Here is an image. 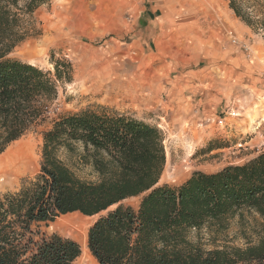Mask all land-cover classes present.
Listing matches in <instances>:
<instances>
[{
  "label": "trees",
  "instance_id": "16d2710c",
  "mask_svg": "<svg viewBox=\"0 0 264 264\" xmlns=\"http://www.w3.org/2000/svg\"><path fill=\"white\" fill-rule=\"evenodd\" d=\"M228 1L237 17L264 33V0ZM50 2L0 0V154L44 119L60 85L73 80L65 57L52 56L53 70L9 57L31 36L36 11ZM43 141L35 180L0 195V264H72L80 244L40 228L72 212L100 215L88 232L99 264H264V151L171 186L158 185L166 164L162 131L115 110L61 116ZM62 149L96 180L78 175ZM140 195L137 209L122 203ZM248 215L259 219L252 226L256 239L244 247L205 248L190 239L192 230H221L229 218Z\"/></svg>",
  "mask_w": 264,
  "mask_h": 264
},
{
  "label": "rangeland",
  "instance_id": "374dc122",
  "mask_svg": "<svg viewBox=\"0 0 264 264\" xmlns=\"http://www.w3.org/2000/svg\"><path fill=\"white\" fill-rule=\"evenodd\" d=\"M209 3L212 6L207 8L198 0H51L40 7L34 15L31 36L9 57L44 70H53V55L65 57L73 64V80L60 85L58 97L50 103L44 119L0 154L10 150L4 160L16 152H27L32 158L29 169L11 182L2 180L5 175L0 173V195L17 192L35 180L41 170L44 133L57 118L85 109L106 107L162 131L166 164L158 185L179 186L196 171L215 172L247 162L264 151V54L254 63L249 61L256 57L254 47L264 43V33L243 21L245 24H241L249 26L253 35L239 37L233 9L231 23L224 19L227 15L223 13L231 8L229 1ZM213 9L216 17H221L227 36L232 30L240 40L238 44L243 40L251 45L253 55L246 56L248 61L234 59L233 51L225 59V50L209 38L211 20L205 12ZM164 14L169 17H162ZM230 40L225 44H231ZM135 42L140 48L145 46L142 55L134 49ZM208 65L215 68V80H203L204 98L213 97L216 112L193 123L189 119L198 109L197 94L187 91L184 105L190 106L189 113L182 114L184 107L171 101L168 89L174 81L184 80L186 73L194 83L198 79L195 72ZM209 85L214 88L207 89ZM208 118L213 121L207 122ZM219 119L224 120L223 125ZM60 156L78 175L96 180L88 167L77 166L65 150ZM142 196L122 203L137 209ZM99 216L72 212L40 228L48 235L72 238L81 246V238ZM255 218L259 219L250 215L244 221L239 216L231 217L224 229L192 230L190 239L205 248L244 247L256 239L252 227L257 224ZM82 254L72 264H99L92 253Z\"/></svg>",
  "mask_w": 264,
  "mask_h": 264
},
{
  "label": "crops",
  "instance_id": "0c3cea01",
  "mask_svg": "<svg viewBox=\"0 0 264 264\" xmlns=\"http://www.w3.org/2000/svg\"><path fill=\"white\" fill-rule=\"evenodd\" d=\"M198 2H201V4L205 5V7H207V8L212 6L209 3V0H198ZM229 9H230V11H228L227 14H226V12L223 14L227 15L224 17L225 21L228 23H231V18H232V15H231L232 12L231 11H232V9L231 8H229ZM181 14H184V13L182 12ZM205 15H206L208 20H211V22L208 23V26L211 29V35H209V38H211V37L214 38L215 41L217 42V44H219L218 47L220 49L223 48L225 50V54H223V57L226 59L227 56L231 55L230 52L233 51L235 53V57H233L234 59H238L241 61L243 60L244 62L248 61L246 54H245V51H244V44L246 42L241 40L242 44H238V43H235L232 40H230L231 38L229 36H227L224 29L222 28V24L220 21L221 17H219V16L216 17V15L214 14V9L212 12L206 11ZM234 15L238 21L236 23L234 22V27H235L237 33L239 34V35L238 34L237 35L239 37H242V38H243V35H251V34L253 35V32H251L252 31L251 28L247 25L245 26L244 25L245 23L243 21H240V23H239V20H241V19L239 17H237L235 12H234ZM162 17L168 18L169 15L164 14V15H162ZM241 22L244 24H241ZM254 35H257V34H254ZM228 40H230L232 43L230 42L231 44L226 45L225 42ZM133 45H134L133 46L134 49L138 50V52L141 55H142V53H144L145 46L142 45L140 48L138 46L137 42H135ZM254 48H255L256 57L254 60H249L250 63H254V61L260 59V56L264 54V43L258 44L257 47H254ZM133 53H135V52H133ZM207 61H209V60H207ZM210 66H212V65H208L207 69H203V70H199V71L195 72L194 75L197 76L198 79L194 83H192L193 81L191 79L190 73H186V78L184 80L181 77H179L182 79L181 81L179 80L180 83H178L177 81H174L172 86L168 89L169 94L172 98L171 101L174 102L175 105L177 103H178V105H181V108L184 107L183 108L184 110L183 109L181 110L182 114L189 113V111L187 109L190 108V106L188 108H186L184 105V102L187 98L186 97L187 91L190 90V91H192V93L197 94L198 109L193 114V116L190 117V119H189V120H192L193 123L198 122V119H200V117H204V116L210 117V116H213L216 112V106L214 104L213 97L204 98V94L206 93V88L204 87L203 80L205 79V77H208L209 78L208 80H210V77L212 78L213 81L215 80L214 79L215 68L210 69ZM224 66H225V64H224ZM195 78L196 77H193V80ZM202 87H204V88H202ZM209 87L214 88V86L209 85L207 87V89H209ZM195 89L197 90V92L195 91ZM211 90H209V92ZM151 99H153V98H151ZM170 109L171 108L169 106V108H167V112L170 111ZM172 110H173V108H172ZM171 112H173V111H171ZM191 112H193V110H191Z\"/></svg>",
  "mask_w": 264,
  "mask_h": 264
},
{
  "label": "bare ground",
  "instance_id": "6f19581e",
  "mask_svg": "<svg viewBox=\"0 0 264 264\" xmlns=\"http://www.w3.org/2000/svg\"><path fill=\"white\" fill-rule=\"evenodd\" d=\"M9 151L5 152L0 157V173H4L5 178H2V180H5L6 183L15 180L19 173L29 169L32 164V158L27 152H16L4 160V156L9 153ZM81 239L80 243L83 251L82 256L87 254L91 255V250L88 244V233H86Z\"/></svg>",
  "mask_w": 264,
  "mask_h": 264
},
{
  "label": "built area",
  "instance_id": "2783aa9c",
  "mask_svg": "<svg viewBox=\"0 0 264 264\" xmlns=\"http://www.w3.org/2000/svg\"><path fill=\"white\" fill-rule=\"evenodd\" d=\"M227 33H228V35L230 36V38H231V40H232L233 42H235V43H240L239 38L236 36V34L233 33L232 30H229ZM244 51H245L247 57H249V58L252 57V55H253V50H252L251 45H250L249 43H245V44H244ZM210 121H213V119H212V118H208V119H207V122H210ZM218 123H219L220 125H223V124H224V120H223V119H219V120H218Z\"/></svg>",
  "mask_w": 264,
  "mask_h": 264
}]
</instances>
